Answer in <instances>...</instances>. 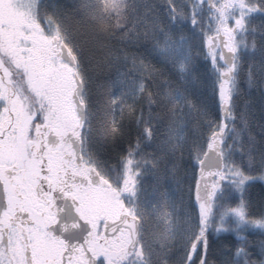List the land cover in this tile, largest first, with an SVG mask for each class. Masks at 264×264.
Masks as SVG:
<instances>
[{"label":"snow or ice","instance_id":"snow-or-ice-1","mask_svg":"<svg viewBox=\"0 0 264 264\" xmlns=\"http://www.w3.org/2000/svg\"><path fill=\"white\" fill-rule=\"evenodd\" d=\"M0 264H264V0H0Z\"/></svg>","mask_w":264,"mask_h":264},{"label":"trees","instance_id":"trees-1","mask_svg":"<svg viewBox=\"0 0 264 264\" xmlns=\"http://www.w3.org/2000/svg\"><path fill=\"white\" fill-rule=\"evenodd\" d=\"M200 63V66L203 68L206 64V62L203 60V57H201V60L199 61ZM109 163H116L115 159H110L109 160ZM224 237H227V238H230V239H235L234 235L232 234H223L222 238Z\"/></svg>","mask_w":264,"mask_h":264}]
</instances>
